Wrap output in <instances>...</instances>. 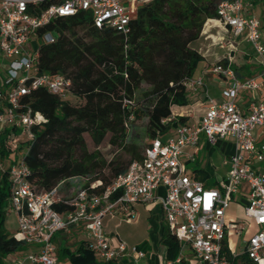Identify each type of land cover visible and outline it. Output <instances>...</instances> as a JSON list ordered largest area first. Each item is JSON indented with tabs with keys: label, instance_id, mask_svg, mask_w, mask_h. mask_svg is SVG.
Here are the masks:
<instances>
[{
	"label": "built area",
	"instance_id": "obj_1",
	"mask_svg": "<svg viewBox=\"0 0 264 264\" xmlns=\"http://www.w3.org/2000/svg\"><path fill=\"white\" fill-rule=\"evenodd\" d=\"M152 0H0V132L5 150L17 155L10 167L0 165V177L7 172L10 195L4 208L13 214L17 241L27 249L8 255L4 264H57L56 233L69 236L81 226L89 236V249L104 262H117L128 252L143 259L145 254L128 247L121 240L112 244L103 228V219L120 215L130 223L136 214L134 205L156 200L165 224L181 250L187 249L198 264H230V257L247 256L253 264H264V172L256 171L251 160H264V145H257L254 132L264 129V94L258 105L244 114L235 99L241 90H257L253 79L239 80L227 64H216L212 72L229 80L223 89L227 101L209 106L193 124H181L165 137L149 141L141 161L129 164L101 193L97 183L86 177H73L48 191H36L29 182L24 163L25 145L33 139L32 128L46 123L33 112L27 101L33 91L44 88L64 98L71 80L63 75L40 73L36 64L41 44L53 43L55 33L42 32L58 18L86 13L96 28H111L126 35L135 10ZM253 0H227L217 7V20L235 37L243 36L252 46L264 73V33L258 18L248 13ZM202 80H188L187 90H196ZM214 145L218 140H232L229 173L225 179L208 187L202 180L185 173L180 157L186 149L197 150L200 136ZM24 138V140H22ZM194 160V152L188 155ZM159 187L164 194L156 195ZM70 188L71 194H65ZM113 196H116L112 199ZM245 201L243 218H232L227 210L236 198ZM54 204L71 210L58 213ZM236 238L230 248L228 236ZM227 249V251H226ZM191 260L181 253L166 264H185ZM130 264H137L132 260Z\"/></svg>",
	"mask_w": 264,
	"mask_h": 264
},
{
	"label": "trees",
	"instance_id": "obj_2",
	"mask_svg": "<svg viewBox=\"0 0 264 264\" xmlns=\"http://www.w3.org/2000/svg\"><path fill=\"white\" fill-rule=\"evenodd\" d=\"M222 1L227 0H152L137 8L126 35L111 28H96L86 13L58 18L42 30L55 33L56 39L39 46V72L63 75L71 80V87L64 98L39 88L24 100L47 120L32 128L33 139L25 145L27 179L36 191H48L73 177H86L89 183H97L93 191L101 193L126 172L131 162L142 160L145 146L140 151L136 141L125 145L128 122L145 117L148 142L169 133L174 125L171 107L188 105L185 83L203 61L190 44L200 37L208 19L217 20V7ZM186 121L184 117L176 120L178 124ZM84 134L90 136L95 147L108 138L111 145L125 148L130 159L126 163L118 158L107 162L98 152H88ZM5 154L0 139V156ZM193 173L194 178L209 180L205 172ZM9 195L5 172L0 177V264L8 255L27 249L2 227ZM53 208L58 213L71 210L62 204ZM160 241L167 260H175L179 245L166 224ZM54 242L57 262L118 263L101 261L89 249L88 240L79 242L75 251L67 243ZM229 261L253 264L247 256L230 257Z\"/></svg>",
	"mask_w": 264,
	"mask_h": 264
},
{
	"label": "crops",
	"instance_id": "obj_3",
	"mask_svg": "<svg viewBox=\"0 0 264 264\" xmlns=\"http://www.w3.org/2000/svg\"><path fill=\"white\" fill-rule=\"evenodd\" d=\"M262 1L263 0L251 1V6L248 8V13L258 18L264 33V9L260 8L258 5ZM190 46L197 50L203 57V61L199 64L194 76L191 79H201L202 85L194 91L187 90L189 101L188 105H173L171 107L170 120L174 121V125L171 129L181 125L176 122L178 117L187 118V121L184 123L187 125L199 121L205 112V109L209 106V100H212L216 103L227 101L222 92L223 89L229 85V80L212 72L214 65L220 61L224 62L223 65L228 64L232 68L237 79H253L257 84H259V88L257 90H241L238 93L234 102L242 113L248 114L250 112L251 105H258L262 101L264 94V73L261 66L259 65V60L252 46L245 40L243 36L235 37L231 33L230 29L221 24L218 20L208 19L204 23L200 37L191 43ZM0 135H3L2 132H0ZM254 136L257 145H264L263 128H257L254 132ZM225 141L224 147L222 146L221 149L223 152L221 160L222 167L228 164L230 155L234 153L233 141ZM221 143L222 142H216L215 144ZM193 152L194 155H196L198 149L195 151L186 149L180 157V162L184 166L185 173L187 170L185 166L190 165L191 162H196L195 158L193 161H190L188 158V155L192 154ZM250 164L256 171L264 172V160L262 162L251 160ZM229 169L230 167L224 171L222 175L224 177L220 180L227 177ZM194 171H202L207 173L209 177H212L215 176L214 173L216 171V167L214 164L207 163L202 168L193 169L188 176L194 178ZM220 180H216L210 186L207 185L208 181L203 182L208 187H214ZM163 194V187H159L156 191V195L162 196ZM240 198L241 197L236 198L230 208L233 207L235 210L240 208L242 211L245 201ZM134 210L136 216L130 223L123 222L120 218V215L117 214L112 218L110 217L111 219L117 220V222L114 224L115 228H119L122 223L130 226L127 232L124 234L104 232L112 244H115L117 240H121L125 242L128 247H135L137 251L143 252L145 257L138 260L135 254L128 252L122 259L118 261L117 264H130L132 260H137V264H166L169 261L166 258V248L161 244L160 241L165 220L159 203L156 200H153L149 203H137L134 205ZM70 236H79L78 242L89 240L88 234L81 226L75 228ZM74 241L76 242L77 239ZM180 253L188 260H191V264H198L195 262L189 250H181L179 247L177 257L180 255ZM185 264L190 263L185 262Z\"/></svg>",
	"mask_w": 264,
	"mask_h": 264
},
{
	"label": "rangeland",
	"instance_id": "obj_4",
	"mask_svg": "<svg viewBox=\"0 0 264 264\" xmlns=\"http://www.w3.org/2000/svg\"><path fill=\"white\" fill-rule=\"evenodd\" d=\"M260 8L264 9V0L258 4ZM137 10V9H136ZM135 10V12H136ZM133 13V15L135 14ZM0 74L1 71H0ZM132 120V119H131ZM146 127H147V119L145 117H141L139 119L132 120L127 123L126 128V134L127 139L125 141V145H129L132 142L136 141V148H138L140 151H142L143 147L146 146L148 143V138L146 136ZM0 139L3 140V135H0ZM84 141L88 152H98L100 157L109 162L113 158L120 159L121 162L126 163L130 159L129 153L125 150V148L120 146L111 145L108 141V138L103 141L99 147H95L92 139L88 134H84ZM24 140V138H22ZM222 142L221 144H215V145H209L207 143V140H205L204 135L202 134L200 136V143L198 144V152L196 155H194V158L196 159L195 163H190V165H186V174L190 175L193 169L195 168H202L205 164L210 163L214 164L216 167L215 176L209 177L208 182L210 184L214 183L216 180H220L224 176L223 173L225 170L229 168V165L226 164L223 167L221 166V160H222V146L224 147L225 140L217 141ZM5 150V149H4ZM5 156H0V165L5 169L10 167L11 163L15 161L17 158V155L14 153H11L7 150H5ZM107 172V171H105ZM65 194H71L70 188ZM227 215L232 218H243V214L241 209L235 210L233 207L229 208L227 210ZM117 222V220L111 219L109 216L105 217L103 219V228L105 232L113 233V234H124L129 230L128 225L125 223H120L121 226L119 228H115L114 224ZM3 229L8 233L10 236H17V225L16 220L13 214L5 213V219L3 222ZM141 235V234H139ZM138 235V236H139ZM70 236V235H69ZM62 236L61 233H56L54 236L55 241L58 243L61 242L63 245L68 244V246L71 248L72 251H75L76 247L78 246V238L79 236ZM77 241L75 242L74 240ZM228 241L230 248L233 250H236V253H240L241 251L239 249H236V238L229 234ZM57 264H68L66 259H59Z\"/></svg>",
	"mask_w": 264,
	"mask_h": 264
}]
</instances>
